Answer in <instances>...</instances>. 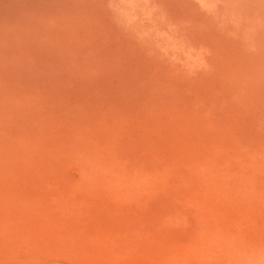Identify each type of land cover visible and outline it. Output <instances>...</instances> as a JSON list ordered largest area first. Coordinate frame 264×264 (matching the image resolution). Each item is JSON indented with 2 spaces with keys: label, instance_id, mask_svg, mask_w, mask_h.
I'll return each instance as SVG.
<instances>
[{
  "label": "rangeland",
  "instance_id": "1",
  "mask_svg": "<svg viewBox=\"0 0 264 264\" xmlns=\"http://www.w3.org/2000/svg\"><path fill=\"white\" fill-rule=\"evenodd\" d=\"M173 5L2 44L0 264H264V0Z\"/></svg>",
  "mask_w": 264,
  "mask_h": 264
},
{
  "label": "bare ground",
  "instance_id": "2",
  "mask_svg": "<svg viewBox=\"0 0 264 264\" xmlns=\"http://www.w3.org/2000/svg\"><path fill=\"white\" fill-rule=\"evenodd\" d=\"M165 1L166 0H0V94L7 89L3 86L2 78L5 66L8 64V58L1 57L2 44H41L34 40L37 32H45L47 34L46 44H48L49 40L52 38V32H60L65 36L67 31L81 30L86 24L95 26L102 17L113 15L118 12H138V14H140L150 11L175 10L173 2L176 0H170L168 4L165 3ZM152 2L155 4L154 7H149L148 5ZM155 2H159L161 6L157 7ZM242 6L228 5L225 9L237 10L241 9ZM192 9L193 8H189V10ZM240 30H242V28ZM33 33V41H31L30 37ZM238 37L239 35L235 39L237 40ZM70 41H74V39ZM195 55H197V53ZM202 61L198 62L202 63ZM199 65L197 64V66ZM236 65L242 67L239 63ZM200 66L198 68H200ZM82 173L83 172H81V174Z\"/></svg>",
  "mask_w": 264,
  "mask_h": 264
}]
</instances>
